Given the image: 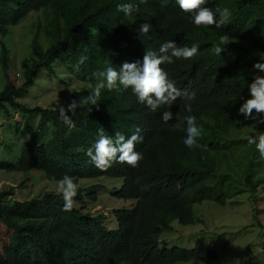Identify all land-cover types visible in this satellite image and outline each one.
<instances>
[{
  "label": "trees",
  "instance_id": "obj_1",
  "mask_svg": "<svg viewBox=\"0 0 264 264\" xmlns=\"http://www.w3.org/2000/svg\"><path fill=\"white\" fill-rule=\"evenodd\" d=\"M127 2L138 6L130 17L117 10L118 4ZM202 6L214 11L228 8L231 17L216 29L191 24L175 0H0V122L6 121L0 129L5 132L0 134V171L23 175L22 186L37 174L53 183L66 173L78 183L121 179L117 197L132 202L129 209L112 212L118 228H109L105 214L93 213L81 203L80 190L70 212L63 211L64 202L54 190L23 201L12 198L14 188L2 190L0 264L219 260L216 250L173 246L163 235L175 230V223L203 222L195 213L197 205L238 206L245 195L258 199L264 187V157L247 143L249 136L264 132V123L239 114L241 97L249 98L248 85L256 74L253 65L264 53V0H208ZM33 13L38 17L28 31L32 36L17 66L21 77L17 82L6 39ZM143 23L152 25L147 35L138 32ZM166 40L178 46L199 45L191 59L161 65L178 89L195 93L190 102L177 98L152 112L137 101L131 88L105 89L98 106L67 112L75 123L69 130L60 119L61 106L23 101L48 80L65 83L66 88V82L76 81L70 103L79 102L95 87L93 72L142 61L147 49L158 50ZM81 55L88 59L75 72L73 65ZM189 103L191 113L185 109ZM164 111L173 113L167 124L161 119ZM177 114L180 128L175 127ZM189 114L203 129L197 138L202 147L190 149L182 143V121ZM100 128L106 135L121 132L126 137L141 129L143 141L135 150L144 158L137 167L114 163L101 171L89 162L85 152L96 142ZM24 137L27 140L21 143Z\"/></svg>",
  "mask_w": 264,
  "mask_h": 264
},
{
  "label": "clouds",
  "instance_id": "obj_2",
  "mask_svg": "<svg viewBox=\"0 0 264 264\" xmlns=\"http://www.w3.org/2000/svg\"><path fill=\"white\" fill-rule=\"evenodd\" d=\"M146 3L147 0H140ZM180 10L189 14V22L197 27L214 26L216 29L222 28L230 19L231 12L228 8L215 11L207 6L208 0H175ZM117 10L123 12L126 17H130L134 11L138 10V6L134 3H120ZM152 28L149 23H143L138 28L140 35H147ZM226 38L222 37L224 42ZM199 51V45L193 43L191 47L184 45L178 46L174 40H166L159 45L158 50L147 49L143 60L134 62H124L120 67L109 66L105 70L96 71L92 76L96 79L95 87L90 90V94L86 98H81L79 102L73 100L67 110L60 108V119L69 130L75 127L74 121L67 115L68 111L72 113L78 107L83 108L86 105L98 106V100L102 92L107 89L109 91L121 88L127 90L131 88L132 93L136 96L137 101L145 105L152 112H155L163 105H171L177 98H183L186 101H192L195 97L194 92L181 91L176 86V81L169 77L161 65L172 64L176 59L188 60L194 57ZM217 52L221 49L217 48ZM88 58L81 55L77 62L73 65L75 72L81 70ZM253 71L256 73L251 83L248 85L249 98L241 99L244 102L239 108V114L243 115L245 120H254L264 123V53L259 54V60L253 65ZM185 109L191 113V105L186 104ZM255 110V112H254ZM177 124L175 127L180 128L181 122L177 114ZM162 122L167 124L173 119L171 111H164L161 115ZM183 131L185 135L181 138L182 143L188 147H202L197 142V138L202 135L203 129L197 126L196 117L194 115H186L183 117ZM141 129L137 128L135 133L126 137L121 132H115V135H106L105 129L98 130V138L96 142L87 148L85 155L89 162L97 169L106 171L113 166L114 163H127L135 168L139 162L143 160L142 152L135 150V145L143 141L140 135ZM248 145L255 146V150L261 157H264V132L258 135L249 136ZM56 193L63 200V211L70 212L74 207V197L78 194L79 183L77 178L64 174L62 178L56 181Z\"/></svg>",
  "mask_w": 264,
  "mask_h": 264
},
{
  "label": "rangeland",
  "instance_id": "obj_3",
  "mask_svg": "<svg viewBox=\"0 0 264 264\" xmlns=\"http://www.w3.org/2000/svg\"><path fill=\"white\" fill-rule=\"evenodd\" d=\"M37 17L38 14L33 13L30 19L15 28L6 39L15 67L11 71L12 76L17 82L21 79L17 66L21 57L25 56V52L28 51L27 47L32 36L28 31ZM64 84L45 80L34 92L26 95L23 101L42 106L64 107L69 105L71 90L78 84L76 81L66 82L67 88ZM16 117H19L18 114ZM5 123L6 121L0 122V129L5 126ZM0 134L3 136L5 132L0 131ZM26 140L27 137L22 138L21 143ZM33 178L28 183L25 181L27 186H22L21 183L25 180L23 175L0 171V191H9L14 188V194L11 196L20 201L39 196L47 190L56 191L57 184L48 181L43 174H37ZM121 187V179L100 177L81 180L78 190L84 196L81 203L83 204L84 201L87 209L93 213L105 214L108 218L107 226L118 228L112 212L122 208L129 209L132 206L131 201L125 202L117 197ZM258 197L251 201L245 195L241 197L243 203L234 207H222L214 202L197 205L195 213L203 222L190 226L175 223V230L165 232L163 237L167 238L171 245L178 244L218 252V261H191L184 264H264V252L262 251L264 245V187L260 189Z\"/></svg>",
  "mask_w": 264,
  "mask_h": 264
}]
</instances>
